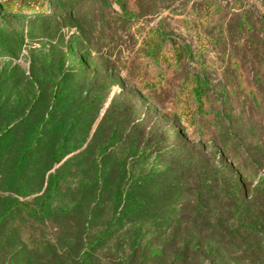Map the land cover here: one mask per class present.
<instances>
[{"label": "rangeland", "instance_id": "1", "mask_svg": "<svg viewBox=\"0 0 264 264\" xmlns=\"http://www.w3.org/2000/svg\"><path fill=\"white\" fill-rule=\"evenodd\" d=\"M40 2L34 12L4 11L0 15V103L5 110L17 106L25 110L34 108L28 123L20 125L0 159V211L7 193L21 195L16 178L9 175L10 166L17 150L25 145L28 126L51 109V92L59 80L66 82L69 93L68 99L60 102L65 109L89 103L93 97L101 101L84 118L83 127L88 128L89 136L80 151L66 156L61 163H52L64 122L61 113L50 141L31 154L23 176L34 193H41L50 174L57 172L66 192L75 195L73 185L80 176L78 163L87 164L97 156L101 144L110 147L106 137L116 123L123 122L119 131H126L132 122L137 123L140 116L146 115L147 125L138 122L145 131L157 122L172 127V120L185 112L184 107L190 103L192 79L198 75L208 82L214 98L200 117L205 134L185 135L196 148L191 153L193 165L216 158L242 175L248 190L249 216L260 222L255 232L247 237L229 234L216 226L215 220L196 226L192 220L194 202L186 189V167L168 170L170 162L158 154L148 158L138 153L130 155L123 145L114 147L115 151L132 171L163 172V178H156L141 195L150 198L153 215L172 214L176 221L173 230L177 246L197 243L201 248L185 264H219L204 252L209 248L217 252L221 264H264V194L256 191L259 179L264 177V0ZM156 28L190 49L191 57L170 77L165 88L156 94H144L141 106L132 105L127 100L130 94L136 93L140 78L156 77L162 70L163 62L143 53V41ZM163 51L164 57L171 60L173 43L164 42ZM64 59L69 62L65 67L62 66ZM87 78H94L96 84L91 85ZM102 78H111L110 89H102L99 84ZM98 110L99 117L93 123ZM105 113L106 123L98 127ZM219 118L226 119L230 139H226L224 130L217 129ZM183 120L187 122L186 118ZM33 196L23 199L31 200ZM83 197L84 205L69 216L11 219L8 230L15 229V236L20 240H0V263L56 264L58 258L46 246L59 244L57 237L75 243L72 234L82 231L89 208L86 202L90 194ZM138 226L144 230L147 250H161V245L150 237L152 220L141 221ZM69 231L70 236L66 233ZM171 233L172 229L166 236ZM172 250H166L168 262L176 260ZM129 254L130 251L120 253L121 259L116 261L141 264L137 256L130 261ZM95 264L102 263L95 261Z\"/></svg>", "mask_w": 264, "mask_h": 264}, {"label": "trees", "instance_id": "2", "mask_svg": "<svg viewBox=\"0 0 264 264\" xmlns=\"http://www.w3.org/2000/svg\"><path fill=\"white\" fill-rule=\"evenodd\" d=\"M39 2L40 0H0V15L4 11L34 12L38 10L36 5ZM122 6L129 14L127 6L124 3ZM166 41L173 43L174 55L171 60L164 57L163 44ZM143 42L144 55L163 62V66L156 77L148 75L140 78L136 93L130 94L127 101L132 105L140 104V106L144 94H156L165 88L170 77H174L191 57L190 49L179 45L173 41L170 34L157 28ZM68 64L66 59L62 61L63 67ZM67 75L70 76V73ZM110 79L102 78L99 81L102 89L111 88ZM87 80L91 85L96 84L94 78ZM192 82L191 101L184 107L185 112L172 120V127L157 122L152 125V129L145 131L144 126L138 122L141 124L144 120L149 122L146 115L140 116L137 123L132 122V126L126 131L125 129L119 131L120 123L124 125L123 122L116 123L106 137L113 149L101 144L97 156L87 164L78 163L80 176L78 182L73 185L75 195L66 192L57 172L50 174L47 186L41 193L32 192L23 176L31 154L41 150L50 141L54 134V125L62 114H64V122L52 153V163L54 165L61 163L66 156L80 151L88 141L89 130L83 127L84 118L97 108L101 100L93 97L89 103L75 105L74 109H65L60 102L62 99H68L69 96L66 92V82L59 80L54 84L51 92V109L28 126L25 145L17 150L12 160L9 175L16 178L21 195L14 196L7 193L3 198L0 211V240H20L15 236V229L11 232L8 230L11 219L25 217L44 220V218L57 219L69 216L84 205L83 196L90 194L86 202L89 208L85 214L82 231L72 234L75 243L68 242V238L57 237L59 244L48 243L46 246V250L54 253L58 258L56 264H95V261L102 264H123L116 261V258L121 259L120 253L125 254L129 251L130 261L137 256L141 264H185L191 254L202 251L197 243L177 246L173 230L176 221L172 214L153 215L150 198L142 196L141 192L149 187V184L154 183L156 178L162 177L163 172L130 170L124 158H119L115 151L121 145L127 148L130 155L138 153V156L148 158L151 154H158L162 159L170 162L168 170L186 167L185 172L188 174L186 189L194 202L192 220L196 226L215 220V225L229 234L247 237L255 232L260 222L249 216L251 208L248 190L242 175L216 158L208 159L201 165H193L191 153L196 148L190 144L189 138L186 139L185 135L191 136L195 132L205 134L206 130L200 122V117L210 107L214 97L208 82L200 76H194ZM33 112V106L26 110L18 106L5 110L0 103V115L3 116V120L0 121V159L8 150L20 125L27 124ZM98 117L99 110L94 116L93 123ZM185 118L187 122L183 120ZM106 120L107 113L103 114L98 127L106 123ZM217 129L224 130L226 139H230L225 118H219ZM159 189H161L160 185L158 192ZM256 191L264 194V177L259 179ZM33 194L31 200L23 199ZM146 219L152 220L150 237L161 245V250L149 251L144 245L145 233L138 225ZM170 229L172 233L167 237ZM66 233L68 236L71 235L70 231ZM4 245L2 243L3 248ZM168 249L175 251V262H168L166 257ZM204 252L219 264L222 263L220 256L213 249L209 248ZM103 258H106V261H103Z\"/></svg>", "mask_w": 264, "mask_h": 264}]
</instances>
